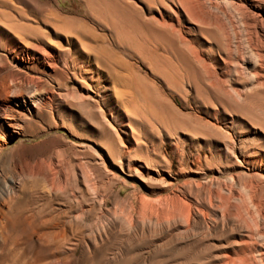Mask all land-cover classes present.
I'll list each match as a JSON object with an SVG mask.
<instances>
[{
	"label": "rangeland",
	"instance_id": "obj_1",
	"mask_svg": "<svg viewBox=\"0 0 264 264\" xmlns=\"http://www.w3.org/2000/svg\"><path fill=\"white\" fill-rule=\"evenodd\" d=\"M0 1H5L8 6L5 10L17 19L19 16L12 7L18 9L20 14L22 11L25 12H22L23 18L19 20L21 23L22 21L25 22L24 24L27 23L26 33L30 36H37V32L42 33L40 35H44L46 41L64 44L62 50H67L65 39H59L52 31V27L46 26L41 21L42 14L46 12L53 13L68 22L70 20V24L76 25V34L83 42L95 44L89 47L95 49L97 46L99 49L100 46L105 45L104 51L102 50L104 53L101 61L102 68L112 65L116 71L119 70L118 73L125 71L124 77L120 75L117 87L122 90L124 88L123 91L131 101V106L134 103L141 114L138 116L139 121L135 123L139 146L126 142L131 148V153L114 163L99 145L103 136L100 125H97L98 119L95 118L99 111L95 101L98 99L96 96L106 94V89L112 82L107 73L97 69L95 57L90 55L92 70L104 74L103 78L98 79L95 72L96 77L93 80L79 76L75 79L69 75L68 79L62 82L67 83L71 94L63 93L60 98H56L53 106L47 107L44 115L27 128L24 136L14 140L3 151L0 157V206L12 203L15 212L25 218L34 229L46 231L47 236H44L43 241L49 244L50 252L61 253V257L64 255L66 257L70 248L75 246V258L71 264H181V262L226 264L225 259L237 249L240 235L244 230L242 224H239L238 213L236 214L238 207L241 210L240 190L236 181L243 171L238 167L234 156H227L224 152L219 154L220 145L225 137L216 128H205V123L211 122L218 128L225 126V122L230 125L231 117L236 115L233 109L238 106L235 101L231 100V103L236 105L231 106V108L234 106L233 109L228 107L225 113L218 112L214 117L212 112L205 111L203 105L205 88L200 94L202 99L200 96L196 97L192 91L187 98L180 97L185 96V91L190 90L188 81L191 82V76L194 73L191 70H189L190 73L185 71L189 68L183 61L181 62L186 67L181 69L184 67L180 60L183 59L180 58L181 55L178 56L179 53L175 51V48L172 50L173 53L177 52L175 54L179 60L175 54L169 52L159 64L160 70L164 71L166 68L168 71L166 74L168 73L169 77L172 76V79L170 78L174 82L172 89L160 76H154L156 74L153 70L151 71V67L145 64L137 53H134L144 35H147L145 38H149L152 32V28H148V23L145 24V19L147 22L152 16H157L155 10L152 12L153 15L148 12L145 1ZM165 1L169 3L167 0L163 2ZM157 2L152 0L150 4L153 7L157 5ZM208 2L209 11L221 17L220 19L227 26H231L230 23L235 21L233 18L235 13L228 9L229 6L223 1ZM157 6L160 8V5ZM203 6L205 8V1ZM113 7H116V10ZM129 8L135 10L132 9L129 12ZM113 13L118 17H115ZM132 18L134 20H131ZM111 19L115 20V24L118 20L116 27L120 29L116 27V29H110V26L115 25ZM139 23L141 28L135 27L139 26ZM123 31L127 32L126 38ZM191 32L193 35L196 33L195 30ZM91 36L95 40L93 38L92 40ZM99 36L107 39L105 44L101 45ZM242 36L246 37L244 33ZM122 37L124 40H119L123 39ZM150 38L153 37L150 36ZM108 40L114 41L113 43L117 40L120 42L121 47L116 49L120 51L118 57L121 56L119 59L122 62L125 61L124 63H119L121 60L110 54ZM133 42L138 44L137 47ZM202 47L205 49V45ZM13 56L11 51L0 44V64L6 63L5 60H11ZM110 57L113 58L112 62L108 60ZM165 58L169 59L167 60L168 68ZM117 62L120 66L124 65V67L121 66L122 68L118 66L121 70L116 68ZM175 62L179 63L176 65ZM126 63L129 67L125 65ZM62 65L63 61L60 62V67ZM170 65L180 72L177 70L173 72V68L172 70L169 68ZM71 71L75 72L74 69ZM111 71H113L112 68ZM182 73L187 76L190 74V76H182ZM31 74L35 75V73ZM178 76L184 77V80ZM173 78L178 80L175 82ZM43 79L46 80L47 77L43 76ZM232 80L234 82L236 79L234 80L233 77ZM51 83L53 86L56 85L54 81ZM178 86L180 92L177 89ZM86 87H91L92 90L88 93ZM145 87L149 90L146 91ZM159 93L174 108L172 112L169 111V116L157 108L156 101L159 99ZM153 97L156 98L153 99ZM140 105L143 107H139ZM228 111L233 115H229ZM90 115H94V118ZM181 116L182 118L185 116L183 121ZM107 118L111 120L110 116ZM177 118L181 122L185 120L193 122L198 127L195 129L198 134L192 132L194 130L189 126L178 122L180 120ZM191 118L201 122L189 120ZM88 120L92 124H89ZM232 123L229 131L235 135L238 124ZM114 125L124 138L123 130L126 126L118 125V123ZM178 125H181V128L184 126L188 132L183 131ZM202 131L208 133V138L211 139H206L207 136L203 135ZM191 132L196 137L191 135ZM209 133L212 135L210 136ZM117 148L122 149L120 146ZM102 154L103 156L105 154L106 161L109 160L113 164L114 173L106 169L101 158ZM129 163L132 169L129 168ZM135 168L139 170L137 173L134 172ZM43 170L49 173L50 179L45 178ZM242 179L246 180L243 177ZM56 183H59V187L55 186ZM176 197L181 200L180 206L185 210H191V220L182 218L178 222L169 219L157 208L165 201L170 204L175 203ZM230 211L233 214L228 217L227 213ZM205 212L208 213L206 219ZM53 231L58 233L57 238L53 235ZM58 239L61 244H56ZM22 247H25V244L19 245L17 252L6 258L3 264H26L32 257V252L23 250L22 253L20 249ZM181 250L182 253L178 255ZM182 254H184L183 257Z\"/></svg>",
	"mask_w": 264,
	"mask_h": 264
},
{
	"label": "bare ground",
	"instance_id": "obj_2",
	"mask_svg": "<svg viewBox=\"0 0 264 264\" xmlns=\"http://www.w3.org/2000/svg\"><path fill=\"white\" fill-rule=\"evenodd\" d=\"M141 1L146 2L150 14L155 10L157 16H152L147 22L144 18L145 24L148 23V28H152V32L149 33L153 38H150V36L149 38H145L147 35H144V38L141 39L142 41L140 40L141 42L139 41L140 45L134 53H137L139 58L151 67V71L153 70L156 74L154 76H160L164 82L167 83L166 85L172 89L171 86L174 84L173 80H171L172 76L169 77L168 73L166 74V72H168L166 68L164 70L165 72L160 70L159 64L161 63L160 61H162L161 59L167 56L169 52H172L171 54H177L178 52V56L181 55L180 58L182 57L183 59L180 60V62L183 61L187 68H189L185 71L188 72L191 70L194 73H192L191 82L188 81L190 90L186 88L189 91H185L186 86L184 85L185 96L181 95L180 97L187 98L191 94V91L194 92L196 97H201V91L205 88V100H203V105L205 111L207 113L212 112L211 114H213L214 117L218 112L225 113L228 107L231 108L232 105H238L235 109H233L234 106L231 108L235 110L232 111L236 112V115L231 117L230 125L225 122V126H219L218 128L212 125L211 122L205 123V128H216V130L218 129L225 137V140L222 141L220 145L219 154L224 152L227 156H234L238 167L243 171L242 175L236 181L239 185V198L241 200V210H239L238 207L236 214L238 213L239 224H242L244 230L243 234L240 235L237 249L233 251L232 255H228L225 259V263L264 264V0H167L169 1L168 4L166 1L163 2L164 0H157V5H160V8H158L157 5V8H153L156 6L152 7L150 4L152 0H148L149 2L147 0ZM155 1L156 0H154V2ZM204 1L205 8L203 6ZM208 1L210 3L212 1H223L229 6L228 9L232 10L233 14L235 13L233 17L235 21L233 20L230 23L231 26H227L224 21L220 19L221 17L219 18L218 15L216 16L209 11L207 6ZM0 2V44L14 54L11 60H5L6 63L0 64V157L9 144L17 138L23 137L27 128H29L36 119L44 115L47 107L53 106L56 98H60L63 93L71 94L70 90L67 88V83L64 84L62 82L68 79L69 75H72L75 79L79 76L83 78L88 77L90 80H93L97 75L98 79L103 78L104 74H100L99 72L96 73L92 70L91 60H89V57L92 55L95 57L94 61L97 69L100 70V72L107 73V76L110 77L112 82L111 86L106 89V94L96 96L98 99L95 100L99 107L98 115H96L95 118L98 119L97 125H100L101 135L103 136L99 145L107 152L114 163L116 160L120 161L122 157L131 153V148L127 146L126 142L135 144L136 147H138L139 142L136 136L135 123L139 121L138 116L141 114L138 110L140 109L138 107L136 108L134 103L131 106V101L128 100L126 92L123 91L124 88L122 90L117 87L120 80L119 77L121 78L120 75H125L123 73L125 71L123 70V72L121 71L123 74L121 72H119L121 73L119 74V70L116 71L112 65L111 67H107V65L105 67L103 66L105 69L101 66L102 56L104 55L102 50L106 47L103 44H105L107 39L105 40L99 36L101 38V45L103 46H100L99 49L95 46V49H93V47H89L93 45L92 43L87 44L77 36L75 31L76 25L74 26L73 23L70 24V20L68 22L66 19L59 18V16H55L53 13L46 12L42 14L43 18L41 21H43L46 26L52 27V31H54V34L59 39H65L67 50H62V47L65 46L64 44L48 42L44 39V35H40L42 33L39 34V32H37V36H30V34L26 33V28L28 27V25H26L27 23L24 24L25 22L23 23V21L21 23L19 20V18H23V11L20 14L18 9L12 7L19 16L17 19L16 16H11V14L5 10L8 8L5 1ZM145 2L143 3L145 4ZM115 8L113 7V9ZM132 9L129 8V12ZM116 12L117 14L119 13L118 10ZM115 17L118 16L115 14ZM137 17H139L138 14ZM24 19L26 20V17ZM111 20L114 21L113 23L115 24V20ZM131 20L134 19L132 18ZM130 22L129 20V23ZM140 23L138 24L139 26L135 27H140ZM117 24L118 20L114 26H110V29H116ZM77 29L79 28L77 27ZM122 29L123 28H121V30ZM31 30L34 33L33 28ZM121 30L120 32H122ZM192 30L196 31V33H194L195 35L192 34ZM114 31L118 32L116 30ZM90 33L93 32L90 31ZM111 33L113 32L111 31ZM145 33L146 32H144V34ZM243 33L246 37L242 36ZM126 35L127 32L125 33V38ZM115 36L117 37V35ZM119 37L118 35V38ZM92 38L91 36V39ZM113 38L115 37L113 36ZM119 40H124V38ZM94 42L97 43V41ZM108 42L110 41L108 40ZM113 42H110V49H108L110 50V54L117 58L118 55H120V51L118 52L117 49L121 47V44L118 40L116 43ZM134 44L137 47L138 44ZM203 45H205V49L202 47ZM172 48H175L177 52L173 53ZM119 58H121V56H119L118 59ZM166 58L165 62L169 59L174 60V58L169 57L167 60ZM112 59L110 57L108 60L111 61ZM61 61H63L62 67H60ZM124 62H122V60L119 61L121 64ZM183 62L181 63L184 68L181 69H185L186 67ZM119 63L117 62L116 65L114 64L116 68L120 66ZM178 63H176V65ZM166 64L168 68V62ZM125 65L128 66L127 63ZM122 67H124V65ZM111 68L113 71H111ZM169 68L171 69L173 66L171 67L170 65ZM72 69L75 70L74 73H72ZM162 69L164 68L162 67ZM170 69L169 71L172 70ZM174 70L176 71L177 68H173V72ZM178 71L180 72V70H177V72ZM128 72H126V74ZM31 73H35V75ZM183 74L185 73H182V76H190V74L189 76ZM43 76H46L47 79L44 80ZM233 77L234 80L236 79L234 82L232 80ZM126 78L127 77H125V79ZM179 78L183 79L184 77ZM176 80L178 79H175V82ZM53 81L56 84L54 86L51 83ZM122 82H124L123 79ZM177 89L179 90V86ZM90 90H92L91 87H86L88 93ZM147 90H149V88L146 89V91ZM148 94L150 93L148 92ZM158 95L159 99L157 101L155 99L157 108L159 111L165 112L167 116H169V111L172 112L174 108L169 102L162 98L160 93ZM132 98L131 96V99ZM154 98L156 97H153V99ZM231 100L235 101L236 105L233 102L231 103ZM141 106L142 105L139 107ZM230 112L228 114L233 115L231 114L232 112ZM51 113L53 114L54 112L52 111ZM107 116H110L112 121L109 120ZM90 117L94 118V115H90ZM184 117L185 116H183V118ZM183 118L182 121L184 120ZM177 120L180 119L177 118ZM189 120L196 121L197 123L201 122L200 120L192 118ZM113 121L114 123H118V125L123 124L126 126V129L123 130L125 135L124 138L119 134ZM178 122H181V120ZM232 122H237L238 124V131L235 135L229 131L232 128ZM88 123L92 124L90 120H88ZM181 123L193 129L194 131L192 132H195V129L198 128L193 122L191 123L187 120ZM178 126L180 127L181 125ZM184 128L183 126L181 129L184 131ZM192 132L190 133L191 135H193ZM209 132H211V130ZM201 133L207 136L206 139L208 138V133L204 131ZM195 134L197 135L198 132H195ZM201 135L199 136L201 137ZM211 135L212 134H210V136ZM193 136L196 137L195 135ZM208 139L210 140L211 138ZM117 146H120L122 149L119 150ZM101 158L106 169L113 172V164H111L109 160L106 161L105 154L104 156L102 154ZM106 162L109 164L106 165ZM131 166L132 165L129 163V168H131ZM138 171L137 168L134 169V172L137 173ZM43 173L45 178L50 179L48 172L44 171ZM242 177L246 180H243ZM55 186L59 187V183H56ZM175 200L177 202L175 201V203L172 204L167 201L162 202L157 208L161 212H164L169 219L177 221L182 218L189 219L192 214L191 210H185L180 206L179 202L181 200L178 197H176ZM222 203L220 206L221 208L223 205ZM11 204L9 202L6 206H0V241L2 240V242H0V244H2L0 245V264H3V261L9 256H13L22 243L25 244V247L20 248L22 253L23 250L32 252V257L26 264H71L75 258L76 247H71L66 257L65 255L61 257V253L55 254L54 252H50L49 244L47 245L43 241L45 239L44 236H47V232L34 229L25 218L15 212ZM232 214L231 211L227 213L228 217H231ZM207 216L208 213L205 212V219ZM53 235H55V238L58 237L57 232H54ZM22 238H24V241H22ZM58 240L56 244H61L60 240ZM188 249L187 247V250ZM181 253L182 250L178 255ZM187 254L189 253L187 252ZM183 255L184 254L181 256L183 257ZM183 263L185 264V262ZM183 263L181 262V264Z\"/></svg>",
	"mask_w": 264,
	"mask_h": 264
}]
</instances>
